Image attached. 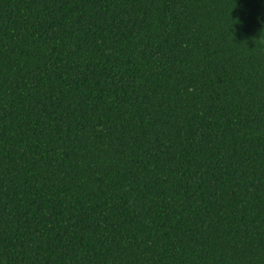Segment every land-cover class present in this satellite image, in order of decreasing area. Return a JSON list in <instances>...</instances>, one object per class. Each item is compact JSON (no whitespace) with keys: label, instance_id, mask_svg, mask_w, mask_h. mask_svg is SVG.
<instances>
[{"label":"trees","instance_id":"1","mask_svg":"<svg viewBox=\"0 0 264 264\" xmlns=\"http://www.w3.org/2000/svg\"><path fill=\"white\" fill-rule=\"evenodd\" d=\"M0 264H264V0H0Z\"/></svg>","mask_w":264,"mask_h":264}]
</instances>
